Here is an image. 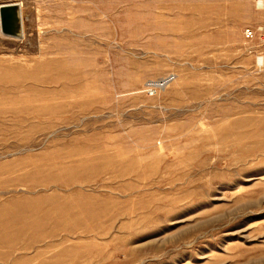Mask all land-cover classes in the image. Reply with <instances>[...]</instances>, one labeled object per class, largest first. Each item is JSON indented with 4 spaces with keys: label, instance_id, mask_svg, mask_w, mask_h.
<instances>
[{
    "label": "rangeland",
    "instance_id": "rangeland-1",
    "mask_svg": "<svg viewBox=\"0 0 264 264\" xmlns=\"http://www.w3.org/2000/svg\"><path fill=\"white\" fill-rule=\"evenodd\" d=\"M5 4L0 264H264V0Z\"/></svg>",
    "mask_w": 264,
    "mask_h": 264
},
{
    "label": "water",
    "instance_id": "water-1",
    "mask_svg": "<svg viewBox=\"0 0 264 264\" xmlns=\"http://www.w3.org/2000/svg\"><path fill=\"white\" fill-rule=\"evenodd\" d=\"M1 33L9 37H18L21 34L20 9L16 4L0 6Z\"/></svg>",
    "mask_w": 264,
    "mask_h": 264
},
{
    "label": "built area",
    "instance_id": "built-area-1",
    "mask_svg": "<svg viewBox=\"0 0 264 264\" xmlns=\"http://www.w3.org/2000/svg\"><path fill=\"white\" fill-rule=\"evenodd\" d=\"M247 35L250 36L251 35V31H247Z\"/></svg>",
    "mask_w": 264,
    "mask_h": 264
}]
</instances>
